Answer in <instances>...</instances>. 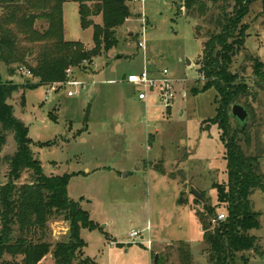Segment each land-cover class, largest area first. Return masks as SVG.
<instances>
[{
  "label": "rangeland",
  "instance_id": "rangeland-1",
  "mask_svg": "<svg viewBox=\"0 0 264 264\" xmlns=\"http://www.w3.org/2000/svg\"><path fill=\"white\" fill-rule=\"evenodd\" d=\"M127 6L131 15L117 30L118 44L91 66L72 71V79L81 83L74 97L67 96V88L48 92L42 85L15 93L8 104L28 128L31 151L42 172L47 176L67 174L68 198L99 226L96 231L81 229L86 247L77 261L82 257L94 264H178L175 246L182 241L189 245L194 264H199L196 258L207 264L201 250L203 233L195 217V210L203 212L204 207L199 201L196 204L189 191L195 188L207 207L225 214L214 187L225 185L227 167L216 126L205 124L215 115L217 104L213 89L202 91L198 61L203 41L193 35L199 23L184 17L182 0H130ZM63 8L64 39L81 42L85 51H91L92 27L81 28L76 2L65 0ZM262 11L260 0L253 2L243 20L248 27L244 50L230 67L251 86L252 68L246 57H257L264 64ZM92 20L102 25L100 16ZM41 25L45 26L37 22V29ZM144 66L156 73L169 71L175 91L169 110L153 97L139 101L137 89L125 81ZM11 69L12 76L1 65L3 81L24 87L37 84L31 76H22L16 66ZM253 111L254 123L247 121L254 138L250 154L259 151L264 157L260 140L264 135V91L259 92ZM6 141L1 157L11 156L16 148L12 136ZM261 166L264 173V161ZM6 172L7 166L1 165L0 183L6 182ZM27 179L24 174L19 183ZM180 197L188 205H179ZM249 199L252 210L261 213L259 229L249 234L258 238L263 255L248 253L247 264H264V193L258 190ZM48 221L46 241L54 245L66 240L69 222L60 217ZM102 231L119 245L109 247V238ZM133 231L151 240L150 250L141 237L130 238ZM4 261L13 262L7 256ZM39 264H54L52 255Z\"/></svg>",
  "mask_w": 264,
  "mask_h": 264
},
{
  "label": "trees",
  "instance_id": "trees-1",
  "mask_svg": "<svg viewBox=\"0 0 264 264\" xmlns=\"http://www.w3.org/2000/svg\"><path fill=\"white\" fill-rule=\"evenodd\" d=\"M74 1L81 28L92 27L91 51H85L81 42L64 39L62 6L65 0H0V68L3 65L12 76L11 67L16 66L37 80V84L28 83L24 87L3 81L0 73V153L9 136L16 146L11 156L0 155V166H7L6 182L0 183V264H8L4 261L6 256L13 260L12 264H39L49 253L54 264H75L86 247L80 237L81 229L99 228L79 204L68 198L67 174L47 176L42 172L40 161L31 151L33 141L28 137V128L14 116V108L8 104L15 93L26 88L66 82L67 70L91 66L102 53L118 44L115 35L131 15L127 6L130 0ZM255 1L182 0L184 17L199 23L193 35L203 41L198 61L202 91L213 89L217 104L215 115L205 124L216 126L227 167L225 185L214 187L225 220L212 225V220L219 215L213 207L203 206V212L195 210L207 264H247L248 253L263 255L258 238L249 234L260 227V214L252 210L249 198L258 190L264 193V175L259 166L263 153L250 154L254 138L253 127L247 121L254 123L253 104L259 92L264 91V64L257 57H246L252 68L253 86L230 69L233 59L244 50L248 27L243 20ZM260 2L264 14V0ZM96 16L101 17V26L93 23L92 18ZM37 22L45 26L37 29ZM201 31H204L203 37ZM234 105H241L248 114L243 126L231 116ZM24 174L28 179L19 183ZM177 202L188 205L181 197ZM52 217L69 222L67 239L54 245L45 238L48 220ZM175 251L178 264H194L188 244L179 241ZM76 264L94 262L81 257Z\"/></svg>",
  "mask_w": 264,
  "mask_h": 264
},
{
  "label": "built area",
  "instance_id": "built-area-1",
  "mask_svg": "<svg viewBox=\"0 0 264 264\" xmlns=\"http://www.w3.org/2000/svg\"><path fill=\"white\" fill-rule=\"evenodd\" d=\"M137 1V0H136ZM144 47L143 43H140L139 47ZM21 75L31 74L26 70H19ZM67 81L64 83H59L58 85H52L46 87L48 92L59 91L60 87L67 88V96L74 97L77 94V87H80L81 83L78 81H74L72 79V70H67ZM128 84L132 85L133 88L137 89V99L139 101L145 100L147 97H153L159 100L160 103L167 109L170 108L171 102L174 100L175 91L173 87V81L170 78L169 71L166 69H162L154 73L152 71L143 68L139 74H129L125 80ZM50 94V93H49ZM48 99V96L46 97ZM225 216L223 214H219L217 219L212 220V225H215L218 222L224 221ZM149 228L147 227L146 230ZM130 238L141 237V241L148 250L151 249V240L141 235L140 232H130Z\"/></svg>",
  "mask_w": 264,
  "mask_h": 264
},
{
  "label": "water",
  "instance_id": "water-1",
  "mask_svg": "<svg viewBox=\"0 0 264 264\" xmlns=\"http://www.w3.org/2000/svg\"><path fill=\"white\" fill-rule=\"evenodd\" d=\"M231 116L239 123L240 126H243L246 121L248 120V114L246 112V110L240 105H234L231 109ZM189 195L200 201L203 206L206 208V203L204 201V198L202 197V195L200 194V192H198L195 188H191L189 191ZM157 257H155V261H156ZM199 264H205V260L203 258H196L195 259Z\"/></svg>",
  "mask_w": 264,
  "mask_h": 264
},
{
  "label": "crops",
  "instance_id": "crops-1",
  "mask_svg": "<svg viewBox=\"0 0 264 264\" xmlns=\"http://www.w3.org/2000/svg\"><path fill=\"white\" fill-rule=\"evenodd\" d=\"M63 6H64V3H63ZM63 6H62V8H63ZM64 16H65V13H64V8H63V24H64ZM64 34H65V24H64ZM150 64V63H149ZM143 68H145V66L143 67ZM153 72H155V71H153ZM156 73V72H155ZM259 117H262V114L259 116ZM263 118V117H262ZM262 138H260V140H261V143H263L264 144V135H262L261 136ZM261 161H264V157H261L260 159H259V166H260V169H261V172H262V174L264 175V173H263V167L261 166ZM261 192V191H260ZM262 193V192H261ZM253 196V195H252ZM257 213V212H256ZM258 213H260V211L258 212ZM261 214V213H260ZM103 236H104V238H105V236H107L109 239H107L106 241L108 242V245H109V247H112V245H114V244H116V245H119V243H118V241L116 240V238H113V237H111V236H109L107 233H105V232H103L102 231V233H101Z\"/></svg>",
  "mask_w": 264,
  "mask_h": 264
}]
</instances>
